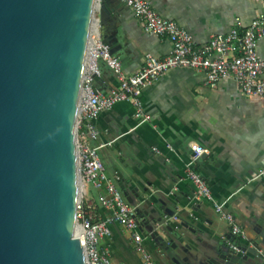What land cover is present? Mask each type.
I'll list each match as a JSON object with an SVG mask.
<instances>
[{
    "label": "crops",
    "instance_id": "0c3cea01",
    "mask_svg": "<svg viewBox=\"0 0 264 264\" xmlns=\"http://www.w3.org/2000/svg\"><path fill=\"white\" fill-rule=\"evenodd\" d=\"M105 1L106 28L119 38L121 50L116 57L124 75L136 73L147 56L163 57L170 52V40L144 32L142 22L122 0ZM148 1L162 17L185 28L195 45L205 43L212 34L227 33L236 19L246 25L264 11L257 0ZM257 53L264 59V38L258 41ZM99 66L96 89L107 93L116 78L103 61ZM141 101L140 116L129 102H121L95 121L97 143L104 144L100 155L107 174L120 175L128 194L134 187L140 192L145 189L154 206L162 199L166 208L195 229L192 233L179 227L184 235L179 246L186 247L187 255L209 254L223 245L229 226L210 202L187 200L194 185L186 176V165L192 154L190 144H197L205 154L193 169L205 179L216 201H226V209L253 241V218L264 212V95L246 96L232 80L209 88L202 71L175 68L145 87ZM167 143L171 149L165 147ZM97 194L91 186L87 188L95 217L103 218L107 212L98 205ZM144 232L140 244L156 264H177L172 260L175 252L163 253L150 231ZM131 234L125 226L112 224L111 235L100 240L99 250L112 263L140 264ZM177 253L182 255L180 249Z\"/></svg>",
    "mask_w": 264,
    "mask_h": 264
},
{
    "label": "water",
    "instance_id": "95a60500",
    "mask_svg": "<svg viewBox=\"0 0 264 264\" xmlns=\"http://www.w3.org/2000/svg\"><path fill=\"white\" fill-rule=\"evenodd\" d=\"M107 7L105 0H0V264H87L76 221L75 127L93 18L102 42L120 54L119 38L106 28ZM107 176L135 208L141 237L149 230L177 264H264V212L253 218V241L236 220L244 253L223 243L189 256L179 227L195 229L162 199L154 206L145 189L128 194L120 175ZM187 200L208 201L195 197V187Z\"/></svg>",
    "mask_w": 264,
    "mask_h": 264
},
{
    "label": "built area",
    "instance_id": "2783aa9c",
    "mask_svg": "<svg viewBox=\"0 0 264 264\" xmlns=\"http://www.w3.org/2000/svg\"><path fill=\"white\" fill-rule=\"evenodd\" d=\"M134 16L142 22L144 32L166 37L171 42L170 52L163 57L149 55L142 67L134 74L124 75L121 61L102 42L99 33L92 35L81 80L78 114L75 127L76 163L79 199L76 203V221L79 239L84 248L87 264L112 263L107 254L99 250V242L110 236V225L118 223L132 231L135 250L141 264H156L140 244L141 235L135 208L129 205L114 182L108 178L99 150L104 144L97 143L99 132L95 121L116 104L129 102L135 114L143 113L142 90L153 84L171 69L187 68L204 73V84L214 88L223 80H232L246 96L264 95V59L257 53L258 41L264 38V11L243 25L236 19L234 26L224 34H212L209 39L195 45L192 35L175 21L162 17L148 0H122ZM264 6V0H257ZM100 61H103L116 78V85L107 93L94 87V76H100ZM171 149L170 144H165ZM192 155L186 165V176L195 187V197L212 201L214 211L228 226L223 236L224 244L237 253H244L240 242L246 234L233 214L225 210L226 201L214 200L205 179L193 169L196 160L205 152L197 144H190ZM159 152L157 148H153ZM98 191L97 199L109 215L96 218L93 206L87 199V188Z\"/></svg>",
    "mask_w": 264,
    "mask_h": 264
},
{
    "label": "bare ground",
    "instance_id": "6f19581e",
    "mask_svg": "<svg viewBox=\"0 0 264 264\" xmlns=\"http://www.w3.org/2000/svg\"><path fill=\"white\" fill-rule=\"evenodd\" d=\"M97 33V29H96V19L93 18L92 20V26H91V29H90V35H89V42H88V48H87V52H88V49L91 45V39H92V35H95ZM87 52H86V56H87ZM85 61H86V57H85Z\"/></svg>",
    "mask_w": 264,
    "mask_h": 264
}]
</instances>
